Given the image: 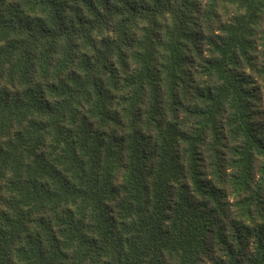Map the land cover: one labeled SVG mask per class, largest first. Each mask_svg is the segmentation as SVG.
<instances>
[{"label": "trees", "instance_id": "1", "mask_svg": "<svg viewBox=\"0 0 264 264\" xmlns=\"http://www.w3.org/2000/svg\"><path fill=\"white\" fill-rule=\"evenodd\" d=\"M0 264H264V0H0Z\"/></svg>", "mask_w": 264, "mask_h": 264}]
</instances>
